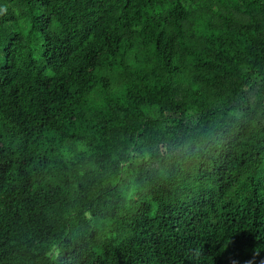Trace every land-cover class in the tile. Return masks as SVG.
<instances>
[{"label":"trees","instance_id":"1","mask_svg":"<svg viewBox=\"0 0 264 264\" xmlns=\"http://www.w3.org/2000/svg\"><path fill=\"white\" fill-rule=\"evenodd\" d=\"M0 264H264V0H0Z\"/></svg>","mask_w":264,"mask_h":264}]
</instances>
